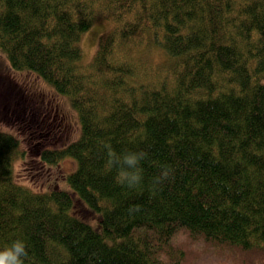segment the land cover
Wrapping results in <instances>:
<instances>
[{
	"label": "trees",
	"instance_id": "1",
	"mask_svg": "<svg viewBox=\"0 0 264 264\" xmlns=\"http://www.w3.org/2000/svg\"><path fill=\"white\" fill-rule=\"evenodd\" d=\"M0 50L1 98L45 111L39 161H76L63 186L32 190L0 130V245L23 239L25 264H264V0H0ZM20 71L68 96L77 138ZM105 145L147 153L139 186L116 182Z\"/></svg>",
	"mask_w": 264,
	"mask_h": 264
},
{
	"label": "rangeland",
	"instance_id": "2",
	"mask_svg": "<svg viewBox=\"0 0 264 264\" xmlns=\"http://www.w3.org/2000/svg\"><path fill=\"white\" fill-rule=\"evenodd\" d=\"M108 27V22L103 19H98L82 34L80 45L82 49V61L84 63L91 60L96 50L99 36ZM4 56L5 54L0 50V68L7 66V60ZM26 70L31 71L28 69ZM15 76L19 81L28 82L32 89L31 92L35 96L44 97L43 99L47 101L51 98H55V101L58 102L62 108L66 111L68 110L67 114L70 116L72 130L70 139L78 137L80 129L79 120L68 96L56 94L47 81L31 73L20 71L15 73ZM1 93L2 89L0 85V98L2 96ZM7 96L10 97L9 93H7ZM23 98L28 97L25 94ZM10 99L11 98L4 97L1 98L0 101V130L12 133L19 139V149L22 151V156L13 160L12 166L15 180L21 184H29L31 187L35 188H32V190L35 191L47 189L56 185L63 186L65 182L63 183L61 174L69 173L76 168L75 159L73 157H64L55 166H49L44 162H40L39 158H37L39 156L38 147L43 148V143L40 141L38 143L39 137L37 135L38 131H46V129H42L46 126L44 123L47 122V119L44 120L43 117L45 111L41 107H35L32 109L28 108L29 110L27 112L25 107L24 109L20 108L22 105L21 101L15 105L9 102ZM9 103L11 108L5 109L6 106H9ZM34 104L37 105V102H34ZM32 106L33 105H31V107ZM27 107H29V105H27ZM39 124H42L43 127L39 126ZM44 140L47 142L44 147H55V145H60V142L57 143L54 137L49 140ZM95 212L94 215H97L96 219L90 221L84 220L87 221L93 229L98 231L100 229V213L97 211ZM86 214L89 215L90 219L94 217L92 213L87 212Z\"/></svg>",
	"mask_w": 264,
	"mask_h": 264
},
{
	"label": "clouds",
	"instance_id": "3",
	"mask_svg": "<svg viewBox=\"0 0 264 264\" xmlns=\"http://www.w3.org/2000/svg\"><path fill=\"white\" fill-rule=\"evenodd\" d=\"M107 149L106 167L109 170H116V182L129 189L136 188L143 180L142 161L147 158L144 151L124 150L116 152L110 145L104 146ZM171 168L164 166L159 175L154 177L153 184L159 185L169 178ZM132 210H139V206H133ZM28 257L26 242L17 238L0 245V264H25Z\"/></svg>",
	"mask_w": 264,
	"mask_h": 264
},
{
	"label": "flooded vegetation",
	"instance_id": "4",
	"mask_svg": "<svg viewBox=\"0 0 264 264\" xmlns=\"http://www.w3.org/2000/svg\"><path fill=\"white\" fill-rule=\"evenodd\" d=\"M58 125H60V124H58Z\"/></svg>",
	"mask_w": 264,
	"mask_h": 264
}]
</instances>
